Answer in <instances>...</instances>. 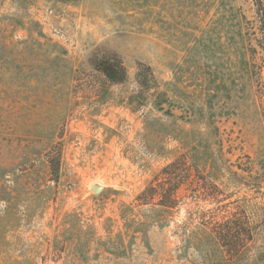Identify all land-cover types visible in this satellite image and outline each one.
<instances>
[{"label":"rangeland","instance_id":"obj_1","mask_svg":"<svg viewBox=\"0 0 264 264\" xmlns=\"http://www.w3.org/2000/svg\"><path fill=\"white\" fill-rule=\"evenodd\" d=\"M261 41L256 0H0V264H264ZM178 157L207 182L142 204ZM236 210L230 260L201 221Z\"/></svg>","mask_w":264,"mask_h":264},{"label":"trees","instance_id":"obj_2","mask_svg":"<svg viewBox=\"0 0 264 264\" xmlns=\"http://www.w3.org/2000/svg\"><path fill=\"white\" fill-rule=\"evenodd\" d=\"M21 1L23 4L29 2V0ZM256 5L262 36L261 49L264 64V0H256ZM95 67L110 82L123 83L127 80V67L121 57L116 54L105 53L99 55L95 60ZM145 68L148 73L143 75L144 73L139 72V78L147 82V79L153 76V72L151 66L148 65ZM58 169L59 160L57 162L51 161V170L57 174ZM196 170L197 172L193 173L192 166L188 163L187 159L185 157H178L163 168L162 180L157 185L150 184L147 186L138 195L137 199L142 204H156L163 208H174L179 204L178 190L181 184L186 181H196L199 183L200 179H204L207 182V178L202 176L200 170L198 168ZM156 195L160 196V199L154 202ZM215 217L216 215L211 219L203 218L204 220L201 223L210 228L211 233L230 260L237 258L254 240V229L249 217L245 212L240 210L230 212V215L222 216L221 219Z\"/></svg>","mask_w":264,"mask_h":264},{"label":"water","instance_id":"obj_3","mask_svg":"<svg viewBox=\"0 0 264 264\" xmlns=\"http://www.w3.org/2000/svg\"><path fill=\"white\" fill-rule=\"evenodd\" d=\"M103 188V186L96 183L91 187L90 191L86 192L85 196L90 195L92 192H94L95 194H99L103 190Z\"/></svg>","mask_w":264,"mask_h":264}]
</instances>
